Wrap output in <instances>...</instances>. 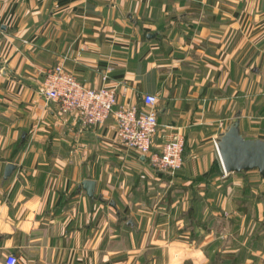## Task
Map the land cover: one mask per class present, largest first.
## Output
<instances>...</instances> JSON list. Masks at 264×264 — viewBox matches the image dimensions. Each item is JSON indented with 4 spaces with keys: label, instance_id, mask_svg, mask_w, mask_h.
I'll return each mask as SVG.
<instances>
[{
    "label": "crops",
    "instance_id": "1",
    "mask_svg": "<svg viewBox=\"0 0 264 264\" xmlns=\"http://www.w3.org/2000/svg\"><path fill=\"white\" fill-rule=\"evenodd\" d=\"M57 63L90 87L107 73L122 105L155 94L153 147L163 125L184 136L175 174L113 116L82 127L44 101ZM237 118L264 139V0H0V264H264V176L216 147Z\"/></svg>",
    "mask_w": 264,
    "mask_h": 264
},
{
    "label": "built area",
    "instance_id": "2",
    "mask_svg": "<svg viewBox=\"0 0 264 264\" xmlns=\"http://www.w3.org/2000/svg\"><path fill=\"white\" fill-rule=\"evenodd\" d=\"M101 79L100 86H87L62 63H57L44 71L38 94L44 101L55 103L60 114L78 113L82 127L103 123L113 116L118 140L146 157L155 170L175 174L183 163L184 136L178 129L163 125L167 130L161 135L158 147H153L159 126L157 96L143 93L141 105H122L118 102V85L107 84V73H103ZM16 263L13 253L4 255V264Z\"/></svg>",
    "mask_w": 264,
    "mask_h": 264
},
{
    "label": "water",
    "instance_id": "3",
    "mask_svg": "<svg viewBox=\"0 0 264 264\" xmlns=\"http://www.w3.org/2000/svg\"><path fill=\"white\" fill-rule=\"evenodd\" d=\"M216 147L225 172H239L257 169L264 176V139L247 138L239 131V119L231 121L219 136ZM14 165H5L4 177L13 170ZM83 187L91 195L93 181L85 179Z\"/></svg>",
    "mask_w": 264,
    "mask_h": 264
},
{
    "label": "rangeland",
    "instance_id": "4",
    "mask_svg": "<svg viewBox=\"0 0 264 264\" xmlns=\"http://www.w3.org/2000/svg\"><path fill=\"white\" fill-rule=\"evenodd\" d=\"M149 162V161H148ZM263 187H264V185H263ZM176 256V255H175Z\"/></svg>",
    "mask_w": 264,
    "mask_h": 264
}]
</instances>
